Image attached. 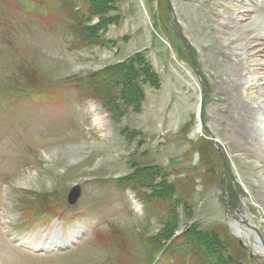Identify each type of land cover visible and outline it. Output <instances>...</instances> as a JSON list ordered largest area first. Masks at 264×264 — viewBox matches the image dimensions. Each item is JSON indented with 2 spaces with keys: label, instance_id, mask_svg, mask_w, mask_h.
Instances as JSON below:
<instances>
[{
  "label": "rangeland",
  "instance_id": "obj_1",
  "mask_svg": "<svg viewBox=\"0 0 264 264\" xmlns=\"http://www.w3.org/2000/svg\"><path fill=\"white\" fill-rule=\"evenodd\" d=\"M202 1L0 0V264H264L230 227L248 214L264 237L242 104L264 84L238 82L264 83V38L232 41L257 7L205 0V21Z\"/></svg>",
  "mask_w": 264,
  "mask_h": 264
},
{
  "label": "bare ground",
  "instance_id": "obj_2",
  "mask_svg": "<svg viewBox=\"0 0 264 264\" xmlns=\"http://www.w3.org/2000/svg\"><path fill=\"white\" fill-rule=\"evenodd\" d=\"M225 2L230 1V5H231V0H224ZM219 5V3H216ZM251 4L256 5L257 10H255V13L258 14L257 17H252L250 19V22L247 24V27H245V29L243 30V32L241 31L240 33L237 32L234 36V38L232 39V41H236L237 39L239 40V38H241V35L243 33L246 32V34L248 33H256L255 37H254V41H263L264 35L261 34L262 31H264V0H253ZM235 7H237L236 5H234ZM231 7V6H230ZM214 8H215V4L214 3H208L207 1L203 0L200 5H198L197 7L194 8V11L196 13H200L199 16L201 19L205 20V21H210V14L214 13ZM231 10L235 11L234 8H230ZM230 10V11H231ZM246 12H251L249 11V9H245ZM254 11V10H253ZM218 17H221L223 19L222 25H224V27L229 26L230 25V20L232 21L234 18L235 14L232 13H228V12H221L217 14ZM198 21V20H197ZM201 22V21H200ZM203 24V23H202ZM236 27V26H235ZM238 28V27H237ZM243 29V28H242ZM262 44L257 43L255 46H260ZM246 54V52H244ZM241 53L242 56H244L245 54ZM240 54V53H239ZM248 54V53H247ZM241 56V57H242ZM254 64V63H253ZM253 64L251 63V65L253 66ZM257 66V64H256ZM244 69V68H243ZM245 70H243L244 72ZM248 72H253V69L251 67V69H248ZM262 77H251L248 78L246 80L244 79H239L238 82H240L242 89L243 88H247V89H254V87L260 86L264 83H262L261 81ZM251 99V98H250ZM248 99L246 102L242 103L243 107H246L248 112H252L253 113V120L252 123L250 122V128L249 130L251 131V133L249 135H246V140L248 142V144L250 146H255L252 147L253 150H259L264 152V98H262L261 102L258 103H254L253 98ZM247 102L250 103V105L247 104ZM202 109L199 108V105L197 106V118H199L198 124H197V129L196 132H200V127L202 125L203 127V123L200 120V114L202 113ZM247 112V114H248ZM236 124V123H235ZM256 139V141L254 140ZM256 142V143H255ZM81 150V149H79ZM74 154V150H68L67 155H73ZM264 173V169L262 168L261 173L259 174L260 177L263 175ZM259 181V180H257ZM262 187H264V183L262 182ZM232 212V211H231ZM235 216L230 220V227L232 229V231L234 232V234L243 239L248 245H250L254 251L257 254H264V237L262 235L263 232L260 231V226L258 223H256L253 218H250L249 215H244V214H240L238 212V214H234ZM54 237L51 236L49 239L48 238H43L42 240H38L39 244L44 247V248H36L37 250H51L53 247H55L58 242L57 240H53L51 241V238ZM35 245V243L33 244ZM255 253V254H256Z\"/></svg>",
  "mask_w": 264,
  "mask_h": 264
},
{
  "label": "water",
  "instance_id": "obj_3",
  "mask_svg": "<svg viewBox=\"0 0 264 264\" xmlns=\"http://www.w3.org/2000/svg\"><path fill=\"white\" fill-rule=\"evenodd\" d=\"M177 35H178L179 39L184 42V44L187 46V48L189 50V45H188V42L186 41V39L182 35H180L179 33H177ZM193 65L195 66L194 61H193ZM203 105H204V102H202V107H203ZM80 196H81V188L79 186H75L74 188H72V190L69 193V196H68L69 204L74 205L78 201Z\"/></svg>",
  "mask_w": 264,
  "mask_h": 264
},
{
  "label": "trees",
  "instance_id": "obj_4",
  "mask_svg": "<svg viewBox=\"0 0 264 264\" xmlns=\"http://www.w3.org/2000/svg\"><path fill=\"white\" fill-rule=\"evenodd\" d=\"M101 82H102V80H101V77H100V73H96V74H94V75H92L90 77L89 85H90V88L95 92L96 95H98V94L100 95L101 94V92H100ZM175 246H177V245H175ZM177 248L181 252V249L178 246H177Z\"/></svg>",
  "mask_w": 264,
  "mask_h": 264
}]
</instances>
